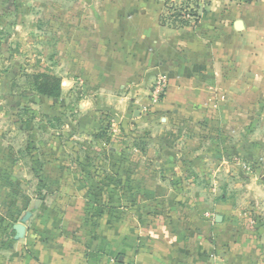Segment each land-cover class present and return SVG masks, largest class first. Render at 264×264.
Segmentation results:
<instances>
[{
	"label": "crops",
	"instance_id": "crops-1",
	"mask_svg": "<svg viewBox=\"0 0 264 264\" xmlns=\"http://www.w3.org/2000/svg\"><path fill=\"white\" fill-rule=\"evenodd\" d=\"M180 1L42 6L60 96L0 102V264H264V0Z\"/></svg>",
	"mask_w": 264,
	"mask_h": 264
},
{
	"label": "rangeland",
	"instance_id": "rangeland-1",
	"mask_svg": "<svg viewBox=\"0 0 264 264\" xmlns=\"http://www.w3.org/2000/svg\"><path fill=\"white\" fill-rule=\"evenodd\" d=\"M48 3H56V0H0V102H5L6 106L7 101L13 102L10 96L31 92V86L36 81L34 76L47 74L46 69L55 64V59L48 58L55 55L57 24L61 14L56 8L45 10L46 7L42 6ZM194 8L199 15V6ZM41 79L38 77V81ZM36 96L37 100L46 98ZM6 110L10 112L8 108ZM251 166H257V172L255 175L248 173L251 175L248 179L264 184V159L257 157ZM235 181L242 182L239 179ZM241 185L244 188V184ZM242 196H248V193ZM262 198L264 200V194Z\"/></svg>",
	"mask_w": 264,
	"mask_h": 264
},
{
	"label": "trees",
	"instance_id": "trees-1",
	"mask_svg": "<svg viewBox=\"0 0 264 264\" xmlns=\"http://www.w3.org/2000/svg\"><path fill=\"white\" fill-rule=\"evenodd\" d=\"M194 3L196 2L192 0H181L178 3L167 4L166 15L162 16V22L168 21L179 26L188 25L190 21L184 18V13ZM194 14L197 17V13L195 12ZM38 77H42V79L38 81ZM34 78L36 81L31 86V92L25 91L10 96L13 102H20L24 99L32 100L36 95H42L53 100L60 96L59 78L48 74H37Z\"/></svg>",
	"mask_w": 264,
	"mask_h": 264
},
{
	"label": "built area",
	"instance_id": "built-area-1",
	"mask_svg": "<svg viewBox=\"0 0 264 264\" xmlns=\"http://www.w3.org/2000/svg\"><path fill=\"white\" fill-rule=\"evenodd\" d=\"M196 6V5H194ZM193 4H191L187 10L184 13V18L191 21L192 19L197 18L194 14L196 12L195 8H194ZM197 13V12H196ZM198 16V15H197ZM165 87V79L163 77L160 78V80L157 82L156 84V92L162 91L163 88ZM132 264V263H129Z\"/></svg>",
	"mask_w": 264,
	"mask_h": 264
}]
</instances>
